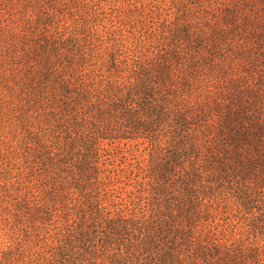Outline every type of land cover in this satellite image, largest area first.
I'll use <instances>...</instances> for the list:
<instances>
[{"label": "trees", "instance_id": "trees-1", "mask_svg": "<svg viewBox=\"0 0 264 264\" xmlns=\"http://www.w3.org/2000/svg\"><path fill=\"white\" fill-rule=\"evenodd\" d=\"M0 264H264V0H0Z\"/></svg>", "mask_w": 264, "mask_h": 264}]
</instances>
